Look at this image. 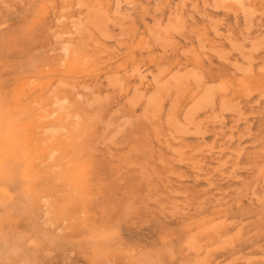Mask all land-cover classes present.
I'll return each instance as SVG.
<instances>
[{
  "label": "rangeland",
  "instance_id": "rangeland-1",
  "mask_svg": "<svg viewBox=\"0 0 264 264\" xmlns=\"http://www.w3.org/2000/svg\"><path fill=\"white\" fill-rule=\"evenodd\" d=\"M0 264H264V0H0Z\"/></svg>",
  "mask_w": 264,
  "mask_h": 264
}]
</instances>
